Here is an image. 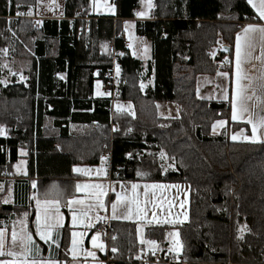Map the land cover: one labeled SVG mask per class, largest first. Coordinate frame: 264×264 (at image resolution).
Here are the masks:
<instances>
[{"label": "trees", "instance_id": "1", "mask_svg": "<svg viewBox=\"0 0 264 264\" xmlns=\"http://www.w3.org/2000/svg\"><path fill=\"white\" fill-rule=\"evenodd\" d=\"M36 1L0 0L1 16H19L0 19V81L6 80L0 84V125L7 133L0 136V229L27 212L34 233L30 195L65 204L76 196L74 168L98 166L109 150L114 180L190 187L184 224L111 223L116 251L110 264H133L152 245L148 241L166 249L173 230L188 264H264V143L231 141L242 128L230 121L229 104L202 100L196 92L200 75L226 69L210 60L213 47L226 42L228 51L218 57L224 62L244 23L258 20L248 0H153V18L135 22L136 35L150 42L147 64L120 37L121 23L135 19L140 0H112L116 15L90 16L87 33L80 18L90 13L92 0H65L63 18L45 19L38 29L27 15ZM16 26L20 41L12 43L6 30ZM110 42L124 56L117 61L122 81L107 90L113 62L100 54V45ZM98 80L108 96H95ZM148 80L152 85L143 92ZM115 100L132 102L135 112H113ZM160 102L176 104L180 117L160 118ZM218 120L228 124L214 136ZM22 158L24 177L14 169ZM71 232L67 215L63 263L70 261Z\"/></svg>", "mask_w": 264, "mask_h": 264}, {"label": "crops", "instance_id": "2", "mask_svg": "<svg viewBox=\"0 0 264 264\" xmlns=\"http://www.w3.org/2000/svg\"><path fill=\"white\" fill-rule=\"evenodd\" d=\"M54 0H46L45 7L46 10L48 9L51 11L54 7ZM141 2V0H140ZM57 7V6H55ZM61 12L58 16H48L43 17L39 16L40 14L32 16H38L45 19H61L63 18L64 13V0H61ZM253 8V7H252ZM139 10V9H138ZM151 10V9H150ZM254 12L257 11L253 8ZM91 12L95 15H106L107 17H113L116 15V7L112 3V0H92L91 1ZM138 11L136 12L135 19L132 20V27L130 30H126L125 27L122 29L121 36L126 38H131L132 40V47H129L130 41L126 44L129 48L130 53L133 57L141 59L144 63L151 59V46L150 42L147 39L139 37L135 33V22L139 20H149L148 17L139 18L137 16ZM151 15V14H150ZM149 15V16H150ZM123 22H127L123 21ZM248 24H257V25H264V20H260L258 18L257 21H250L243 25L241 31L239 32L242 35L243 28ZM135 36V38H134ZM237 36V35H236ZM252 39L255 43V49L253 51L254 56H259L261 53V48L264 47V41L260 39V35L254 34ZM130 40V39H129ZM235 42L233 44L232 53L227 59V63L221 62L222 67L226 68L221 70L220 72H227L228 77H221L216 74L210 75H200L197 79V96L202 100L207 101H217V102H226L230 106V121L235 124H240L241 128L244 130L245 135H251V127L244 121H232L231 119V105L229 103L231 99V93L233 88V81H234V72H235ZM111 43V42H110ZM109 43V44H110ZM243 44V39H242ZM226 47V48H225ZM147 49V51H145ZM227 50V45L224 46L223 51ZM228 51V50H227ZM113 60V59H112ZM225 61V60H224ZM114 62V60H113ZM115 63V62H114ZM113 63V65H114ZM225 65V66H224ZM115 66H119V74H117V67H115V75L119 79L121 75V68L120 65L116 62ZM147 67V66H146ZM242 69L245 73L252 78V84L255 89V94L257 97H260L261 100H264V62L261 60L253 59L249 62H245L242 64ZM103 83V82H102ZM242 83L247 84L248 81H242ZM143 84L142 90H145V86L147 85L146 89L152 85L151 81L148 80L147 82L144 81L141 83ZM104 85V83H103ZM224 89H227L229 101H226L222 98ZM96 97H103V96H96ZM255 100V98H254ZM116 102H119L117 105ZM253 102H249V107H252ZM129 105L131 107H129ZM119 106V108H118ZM159 106V107H158ZM158 115L160 118L163 119H170V118H178L180 117V109L179 107L170 102H160L157 104ZM257 114L264 115V105L258 104L255 109H253ZM120 111H130L132 113L135 112L134 104L132 102H120L114 101L113 102V112H120ZM223 128L219 127V133L222 132L224 128L227 127L228 121ZM113 131H118V127L112 125ZM239 133V132H237ZM213 134V128H212ZM235 133H231L229 138L231 141V136ZM215 135V134H214ZM233 142H244V141H233ZM250 143V142H245ZM263 144L264 142H258V144ZM106 159L98 166L95 167H86V166H78L76 168L80 169H90L91 171L88 173L83 172H75L76 174V185H90L94 186L96 184L103 185L102 189H97L95 187H88L84 188L81 187L79 190L76 188V196L67 199L65 204H62L61 199H49L47 197H43L40 199H36L37 193L30 195L31 199L34 200V207H35V218L33 221L34 230L33 233L29 229V220L27 212L23 215L19 216L18 218L12 217L11 222L14 226L10 225L9 222L4 225L2 228L6 232V250L8 249H20L19 244L15 247L11 244V232L12 229H16L18 234L21 233V228H25L29 234L32 235V238L35 242V245H38L40 248V258L44 259H51L56 260L59 264H108L104 260L107 252L110 250L108 243L105 239V236L102 234L97 233L100 229V226L103 222H117V221H128L134 222L138 224L144 225H158V224H169V225H176V224H184L188 222L189 219V190L190 187L188 184H168V183H159V182H150V183H138V182H131V181H119V180H110L109 177V166L111 162L110 151L106 150L104 156ZM23 161L24 164L19 167V162ZM20 161L14 166L15 173L17 176L24 177L27 175V161L25 159H20ZM103 168V172L98 173L96 170ZM136 184L138 187L136 189L132 188V185ZM167 185L168 187H152V185ZM145 185H148L145 188ZM174 185H178L179 187H174ZM103 192L104 195L100 196L99 199L103 200L104 208H99L98 206L89 208L88 205H98L97 194ZM117 194L120 195L122 198L120 202H118L117 211L115 214V218H113V212L111 205L114 202H117ZM37 200L41 201L39 205V212L41 216L40 225L43 228L45 224V213L47 211L48 216L50 219L47 221L52 225L51 237L49 241L46 243L45 241L41 240L38 235H36V226H37ZM71 200H80L83 201L82 204H74L72 205L73 210L76 211L78 222L76 225L72 223V212L69 211V201ZM53 202L46 204L45 202ZM186 202L184 208L183 204ZM58 209V212H57ZM139 209V211H137ZM67 215H68V222L69 226L72 228V232H76L78 234L77 239L81 241V243L77 246L76 255L73 256L71 251L72 248V232H71V245H70V261L68 263H63L59 260L60 255V246L62 241V234L63 229L67 223ZM25 216L24 218H21ZM57 216L59 217V223H57ZM99 216L102 219L97 220L96 217ZM131 216L130 219L126 218ZM16 221H20V225ZM23 221V225L21 224ZM90 225V226H89ZM12 226V227H11ZM15 226H19L18 228ZM97 236V243L103 244V249L94 247L92 243V237ZM55 241V242H53ZM169 243V242H168ZM146 249L149 247L155 248L160 247L159 245H148L145 246ZM170 251V245L167 247ZM92 252L94 256H89L87 253ZM174 253H181L178 251H172ZM5 257H0V259H4ZM28 259L32 258L30 254ZM25 259V258H24ZM23 260V259H22Z\"/></svg>", "mask_w": 264, "mask_h": 264}, {"label": "snow or ice", "instance_id": "3", "mask_svg": "<svg viewBox=\"0 0 264 264\" xmlns=\"http://www.w3.org/2000/svg\"><path fill=\"white\" fill-rule=\"evenodd\" d=\"M248 3L257 11L258 18L260 20H264V0H248ZM20 13H18L19 15ZM31 15V12L28 13ZM139 16H143L144 13H137ZM39 23V22H38ZM259 34L260 39L264 41V25H257V24H248L246 25L243 30H242V35L240 33L237 34L236 36V42H235V72H234V81H233V88H232V93H231V99L229 101L227 89H224V93L222 98L226 101H229L231 105V119L232 121H244L251 127V135H245L244 130L241 129L239 133H235L231 136V139L233 141H244V142H250V143H258V142H264V115H259L257 114L253 109L258 104L264 105V100H261L260 97H257L255 94V89L252 84V78L248 76L245 71L242 69V64L245 62H249L253 59L256 60H261L264 62V47L261 48V53L259 56H254L253 51L255 49V43L254 40L252 39V36L254 34ZM242 39H243V44H242ZM129 47H132L130 44ZM147 51V49H145ZM227 63V59L224 61ZM117 74H119V66H117ZM218 76L221 77H228L227 72H218ZM24 77L21 76V80H23ZM242 81H248L247 84L242 83ZM5 83V81H0V84ZM141 88H143V84L141 85ZM97 95H104V93L98 92ZM255 98V100H254ZM249 102H253L252 107H249ZM129 107H131L129 105ZM159 107V106H158ZM119 108V106H118ZM226 124V121L224 120H218L216 121L213 125V131L216 130L217 126L223 128ZM4 129L0 128V135H4ZM24 154V153H22ZM131 155V154H129ZM160 157L163 159L165 157V153L161 151L159 153ZM106 158L101 157V163L103 165V162ZM75 172H83V173H88L91 170L90 169H80V168H74ZM98 173L103 172V168L97 169L96 170ZM140 173H138L139 175ZM33 187H35V181H33ZM81 187L88 188V187H95L97 189H102L103 185L101 184H96L94 186L90 185H80L77 184L76 188L79 190ZM138 185L133 184L132 188L136 189ZM148 185H145V188H147ZM152 187H168L167 185H152ZM174 187H179L178 185H174ZM104 195L103 192H100L97 194V199H98V205H88L89 208H93L98 206L99 208H104V202L103 200H100L99 197ZM121 197L119 194H117V202L112 203L111 208L113 212V218H115V214L117 211L118 207V202L121 201ZM37 214H36V219H37V226H36V235L39 236V238L46 243L49 241L51 237V231L50 229L52 228V225L48 223L47 221L50 219V217L47 214V211L45 213V224L43 228L40 225V212H39V205L41 201L37 200ZM7 203V201H5ZM46 204L48 203H53V202H45ZM69 203V211L72 212V223L73 225H76L79 221L77 213L75 210H73L72 205L74 204H82L83 201L80 200H71L68 202ZM139 211V209L137 210ZM58 212V209H57ZM128 219L131 218V216L126 217ZM97 220L102 219L101 217L97 216ZM57 223H59V217L57 216ZM21 224L23 225V221H21ZM90 226V225H89ZM21 233L18 234L17 231L14 229L11 232V244L13 247H15L17 244H19L20 249L22 250L21 252H16L13 251L12 249L6 250V232L3 229H0V257H10V259H0V264H59L58 261L56 260H51V259H44L40 258V248L38 245H35V242L32 238V235L27 232L25 228H21ZM78 235H83L78 234L76 232H72V248L71 251L73 253V256L75 257L76 255V250L77 246L81 243L80 240L77 239ZM171 235H177L175 233H172ZM97 236L92 237V243L94 247L100 248L101 250L103 249V244H98L97 243ZM55 242V241H53ZM149 244L155 245V241H148ZM176 251H179L180 247V241L177 239L176 240ZM115 251V249H113ZM32 255L31 259H28L27 257L29 255ZM89 256H94V253L88 252L87 253ZM24 256L25 259L20 260L18 257Z\"/></svg>", "mask_w": 264, "mask_h": 264}, {"label": "rangeland", "instance_id": "4", "mask_svg": "<svg viewBox=\"0 0 264 264\" xmlns=\"http://www.w3.org/2000/svg\"><path fill=\"white\" fill-rule=\"evenodd\" d=\"M45 2H46V0H37L36 1V4L35 5H33V6H31L30 7V10H28V13L29 12H31V15H29V14H27L28 16H32V15H34V13L36 14V15H38V14H40L39 16H43V17H48V16H58L59 14H60V12H61V7H60V4H61V0H54V7H53V9L51 10V11H49L48 9L46 10V7H45ZM64 5H65V0H64ZM55 6H57V7H55ZM151 9V10H150ZM153 10H154V7H153V0H141V2H140V8H139V10H138V13H144V15L143 16H139V15H137L139 18H145V17H148V19L149 18H153V15L151 14V13H153ZM82 12L81 11H79L78 12V15H80ZM151 14V15H150ZM150 15V16H149ZM90 16H95V17H103L104 15H95V14H93L91 11H90V13L87 15V17H85V18H80L83 22H85V26H84V28H81L80 30H81V32L82 31H86V33L88 32V25H89V22L91 21V18H90ZM106 16V15H105ZM32 17H34V16H32ZM140 21V20H139ZM124 24H123V26H122V23H121V27L123 28V27H125L126 28V30H130V27H132V21H127V22H123ZM15 26L16 24H13V22H8V26ZM18 29H20V28H17V26L15 27V28H13V30L11 29V30H9V29H7L6 30V32L7 33H9V36H10V39L12 40V43H16V41L18 42V40H19V36H18ZM120 37H124V36H120ZM126 38V37H125ZM134 38H135V36H134ZM130 40V43L129 44H132V40H131V38H129ZM20 41V40H19ZM99 46V45H98ZM109 43H103V44H101L100 45V54L102 55V56H110V57H112L111 56V53H110V51H109ZM224 46H226V42H221L220 44H217L215 47H213V49L211 50V52L210 53H219V52H221V50L223 51V49H224ZM112 62H113V60H112ZM114 63V62H113ZM117 67V66H116ZM218 68V67H217ZM218 69H221L220 67L218 68ZM21 76H23L24 77V79L23 80H21ZM17 77H18V81L19 82H24L25 81V79H26V77L24 76V74L23 73H19L18 75H17ZM3 81H5V83L4 84H6V80L3 78L2 79ZM118 80V79H117ZM120 81H122V79H121V76H120ZM118 82H119V80H118ZM147 82V81H146ZM146 87H147V85L145 86V90H147L146 89ZM145 90H142L143 92L145 91ZM98 92H100V93H104V95H97V93ZM94 93H95V96H108V93L104 90V85H103V83L101 82V81H96L95 82V85H94ZM10 103V102H9ZM119 102H116L115 104L117 105ZM10 104H13V103H10ZM15 104V103H14ZM16 105V104H15ZM19 105H22L21 103H19ZM119 105V104H118ZM0 128H2V129H4V135H0L1 137H3V136H6L7 135V133H6V130H5V128L3 127V126H1L0 125ZM219 126H217V128H216V130L215 131H213V135L214 136H219ZM211 133H212V130H211ZM21 164L23 165L24 164V162L23 161H20L19 162V167L21 166ZM5 179H7L6 177H5ZM3 180V179H2ZM4 190V187L3 186H1L0 187V192H4L3 191ZM5 192H6V190H5ZM189 195H190V190H189ZM9 195H11V191H9L5 196H9ZM7 199V198H6ZM9 199V198H8ZM4 202L5 201H9V200H3ZM189 201H190V198H189ZM12 202V201H11ZM189 203V202H188ZM185 204H186V202H184V204L182 205L183 206V208H184V206H185ZM0 205H1V201H0ZM189 206V205H188ZM19 217V216H18ZM17 217V218H18ZM25 216H22L21 218H24ZM189 220V219H188ZM17 223H18V225H20V221H16ZM10 225H12V226H14L12 223H9V226ZM11 226V227H12ZM15 227H19V226H15ZM14 230V228L12 229V231ZM16 230V229H15ZM172 233H175V234H177V235H171ZM105 236V239H106V241H107V243H108V246H109V248H111V249H113L111 246V241H112V236H111V233L110 234H108V235H104ZM179 240L180 241V238H179V234H178V231L177 230H173L169 235H168V237H167V241L169 242V245H170V247H171V250L172 251H176V248H177V245H176V240ZM166 249H168V248H166ZM13 251H16V252H21L22 250L21 249H12ZM169 250V249H168ZM116 251V250H115ZM178 252H182V245H181V242H180V247H179V251ZM108 253V252H107ZM183 253V252H182ZM107 257V254H106V256H105V258ZM25 257L24 256H20V257H18V259H20V260H22V259H24ZM105 258H104V260H105ZM4 259H10V257H5ZM31 259V258H30ZM115 260V259H114Z\"/></svg>", "mask_w": 264, "mask_h": 264}, {"label": "built area", "instance_id": "5", "mask_svg": "<svg viewBox=\"0 0 264 264\" xmlns=\"http://www.w3.org/2000/svg\"><path fill=\"white\" fill-rule=\"evenodd\" d=\"M19 18V16L14 17H3L0 15V19H6V20H14ZM29 18L33 19L34 23L33 26L38 29L41 26V23L45 20V18L38 17V16H29ZM39 22V23H38ZM245 25V23H244ZM121 39L124 40V43L127 44L129 42L128 38L121 37ZM109 51L113 54V60H114V65L113 68L110 69L107 74L106 78L109 80L108 83L106 84L105 88L107 90H110L116 85V75H115V64L119 59H122L124 56V53L121 51L116 50L114 42H111L108 46ZM221 52L217 53H210L209 58L213 62V64L216 67H222V63L218 61V57L220 56ZM112 171H111V166H109V177L110 180L112 178ZM99 234L102 235H108L111 233V223L110 222H103L100 226V229L98 230ZM114 253L115 251H111V249L107 253V257L105 258L106 263L110 264L114 262ZM133 264H188L184 260V256L182 253H174L168 249H163V248H156V249H143L139 253H137L134 258L131 261Z\"/></svg>", "mask_w": 264, "mask_h": 264}, {"label": "bare ground", "instance_id": "6", "mask_svg": "<svg viewBox=\"0 0 264 264\" xmlns=\"http://www.w3.org/2000/svg\"><path fill=\"white\" fill-rule=\"evenodd\" d=\"M111 53V52H110ZM112 59H113V54L111 53Z\"/></svg>", "mask_w": 264, "mask_h": 264}, {"label": "water", "instance_id": "7", "mask_svg": "<svg viewBox=\"0 0 264 264\" xmlns=\"http://www.w3.org/2000/svg\"><path fill=\"white\" fill-rule=\"evenodd\" d=\"M226 48V47H225ZM227 50H228V47H227Z\"/></svg>", "mask_w": 264, "mask_h": 264}]
</instances>
